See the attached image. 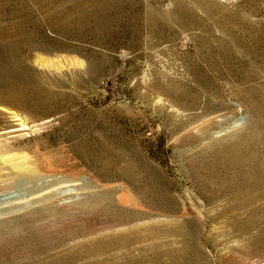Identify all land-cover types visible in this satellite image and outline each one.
Returning a JSON list of instances; mask_svg holds the SVG:
<instances>
[{
  "label": "rangeland",
  "instance_id": "1",
  "mask_svg": "<svg viewBox=\"0 0 264 264\" xmlns=\"http://www.w3.org/2000/svg\"><path fill=\"white\" fill-rule=\"evenodd\" d=\"M0 264H264V0H0Z\"/></svg>",
  "mask_w": 264,
  "mask_h": 264
},
{
  "label": "bare ground",
  "instance_id": "2",
  "mask_svg": "<svg viewBox=\"0 0 264 264\" xmlns=\"http://www.w3.org/2000/svg\"><path fill=\"white\" fill-rule=\"evenodd\" d=\"M1 109H2V108H1ZM3 110H4V109H3ZM7 111H8V110H7ZM7 111H6V112H7ZM12 116H13V115H12ZM16 119H17V118H16ZM22 123H23V122H22ZM21 125H23V124H21ZM24 125H25V124H24ZM20 128H21V127H20ZM3 131H4V130H3ZM10 131H11V129H10Z\"/></svg>",
  "mask_w": 264,
  "mask_h": 264
}]
</instances>
